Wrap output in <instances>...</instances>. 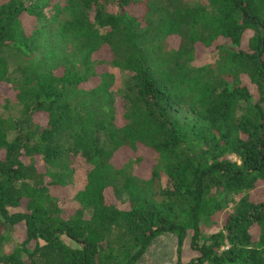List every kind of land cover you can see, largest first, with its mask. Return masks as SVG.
<instances>
[{
    "label": "trees",
    "instance_id": "trees-1",
    "mask_svg": "<svg viewBox=\"0 0 264 264\" xmlns=\"http://www.w3.org/2000/svg\"><path fill=\"white\" fill-rule=\"evenodd\" d=\"M0 90V264H264V0H0Z\"/></svg>",
    "mask_w": 264,
    "mask_h": 264
},
{
    "label": "rangeland",
    "instance_id": "rangeland-1",
    "mask_svg": "<svg viewBox=\"0 0 264 264\" xmlns=\"http://www.w3.org/2000/svg\"><path fill=\"white\" fill-rule=\"evenodd\" d=\"M189 1H197L202 2L203 0H189ZM172 43H176L175 40H171ZM211 52V51H210ZM208 53V52H206ZM218 59V54L213 52L208 54H203L201 57L198 58L192 64L194 66H201L205 64L214 65ZM14 66L13 60L9 62V67L12 68ZM112 71L115 72L116 78L123 80L124 75L116 73L117 69L110 68ZM7 103V106H6ZM19 111L18 106L15 104V99L12 93H8L7 96H4L0 90V112L5 116H15ZM122 156H126V153L121 152ZM147 169L150 168L149 165H146ZM76 184L75 186H77ZM236 198V196H235ZM235 198L233 195L229 196V207L233 206ZM202 227V235L201 239H204L206 235H208L211 231H217L219 226L213 225L210 222H204L201 225ZM23 232L24 229L22 226L15 227L12 231L7 232L5 243V248L7 247H15L23 240ZM176 237L173 233L171 234H163L154 239L152 244L148 247L147 251L145 252L143 258L138 264H177V257H176ZM187 258L189 257L186 256Z\"/></svg>",
    "mask_w": 264,
    "mask_h": 264
}]
</instances>
